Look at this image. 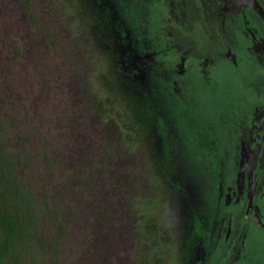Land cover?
I'll return each instance as SVG.
<instances>
[{"label": "flooded vegetation", "instance_id": "flooded-vegetation-1", "mask_svg": "<svg viewBox=\"0 0 264 264\" xmlns=\"http://www.w3.org/2000/svg\"><path fill=\"white\" fill-rule=\"evenodd\" d=\"M59 1L74 12L72 57L106 66L110 57L100 54L112 49L113 65L138 69L139 94L146 91L164 119L166 135L151 121V143L141 146L139 161L143 171L151 149L170 151V189L156 208L169 232L157 250L142 238L138 261L151 255L167 264H264V19L251 1ZM257 2L264 10V0ZM6 4L0 0V9ZM55 7L49 20L59 23L69 11ZM142 171L135 194L146 204L158 191L142 185L149 183ZM96 263L116 264L109 253Z\"/></svg>", "mask_w": 264, "mask_h": 264}, {"label": "trees", "instance_id": "trees-1", "mask_svg": "<svg viewBox=\"0 0 264 264\" xmlns=\"http://www.w3.org/2000/svg\"><path fill=\"white\" fill-rule=\"evenodd\" d=\"M8 3L1 10L14 17L11 37H19L14 22L22 21L36 40L28 46L19 38L16 49L0 42V264H98L107 253L116 264L126 254L133 260L129 264H167L151 255L138 261L136 255L142 238L155 250L160 240L166 242L169 230L156 208L163 209L170 189V151L151 149L147 168L137 171L149 181L142 185L152 183L158 192L144 193L146 204L135 194L140 184L125 149L131 152L136 145L142 152L141 146L151 143L152 124L166 135L158 108L146 91L139 94L138 69L122 67L119 60L113 65L110 49L100 54L111 63L102 67L94 87L80 70L65 64L72 53L62 44L74 36L69 19L42 25L44 8L34 0ZM79 16L84 23L86 17ZM40 34L50 41L53 55L62 54L68 66L63 71L31 66L38 60ZM29 54L35 58L31 64L26 62ZM24 61L33 73L36 69V81L32 75L21 82ZM11 71L16 84L7 80ZM47 71L54 75L52 82ZM160 155L163 163L158 162Z\"/></svg>", "mask_w": 264, "mask_h": 264}, {"label": "rangeland", "instance_id": "rangeland-1", "mask_svg": "<svg viewBox=\"0 0 264 264\" xmlns=\"http://www.w3.org/2000/svg\"><path fill=\"white\" fill-rule=\"evenodd\" d=\"M50 1L51 0H48V2H50ZM34 2H35L36 6L39 5V6H42L44 8V15L40 16L41 23H42V19H43L42 25H45L46 22L51 21V20H49V18L54 13L51 10L52 6H56L55 7V11L56 12L62 13L64 11H66V12L69 11L68 12L69 15H64V17H66L68 19L72 20V17L74 15V12L68 10L70 8V6H68V5L66 6V4H64V6H63L61 1H59V0H56L55 3H51V4L50 3L46 4L47 3L46 0H34ZM52 9H54V8H52ZM0 11H1L0 12V23L2 24L1 25V31H0V42H2L4 44H7L9 47H12V48L16 49V46H18L17 43H18L19 38L24 39L26 41V43H27L26 45H28V46L31 45V39L32 40H36V38H34L33 36H30L28 34V32H27V34H25V32L23 30V27L27 26V24L22 22V21L14 22L15 27H16L15 29L16 30L19 29V31H18L19 37L15 38V39L13 37H11L10 34H11V32H13V30H12V27H11L12 22H10V21H14V19H13L14 17H10L9 15H6L5 13L2 12L1 9H0ZM51 30H52V33L56 32L53 29H51ZM41 35H43V34H40V36ZM28 41H30L29 44H28ZM0 45L2 46L1 43H0ZM62 45L64 46V49H65V51L67 53L73 52V50H74L73 49V45H74L73 42L64 43ZM37 54H38V60H37L36 63H33V60L35 58H34V55H32V54L28 55V61H26V62H28L29 64L33 63V64H31V66L37 67V68L39 66L44 67V68H47V67L53 68L55 66L56 68H59L61 71H63V68H67L68 67L67 65H65V64L68 63L75 70H77V69L80 70L82 78L88 77V79L91 81V84L94 87H97V85L99 83L98 78H97L98 73L105 71V69L102 68V67H104L103 64H101L100 62H96V63L92 64L91 61L87 60V58H86V56H84V54H77V55L75 54L73 57L67 58V61L64 64L62 62L63 58L60 57L62 54L61 55H59V54L58 55H53L54 53H51V50L49 48H47L45 46V44H44V46L41 45V47L38 50ZM8 59H9V57H8ZM26 62L24 61L23 70H22L21 73H19L21 82H22V80H23V82L27 81L28 76L31 78L32 75H33L32 78L34 79V81H36V78H37V75H38L36 73V69H34V72L36 73V75H35V73H33L31 70H29L30 69V65H28ZM29 72H30V74H29ZM46 73L48 74V75L46 74V76H47L46 79H48L50 82H52V78L54 77V75L50 71H47ZM15 74L16 73H14L13 71L7 72V80H8L9 83L16 84ZM16 91L19 93V90H16ZM21 95H24V94L22 93ZM45 95H49V88H47ZM105 122H107V123L111 122L112 123L113 120L111 119V120H107ZM135 146L136 145L131 147V152H130V150L128 148H126L125 150L130 153L129 154L130 156H128L129 157L128 160H129V163H133L134 162L131 165L133 167L135 166V169H136V172H137V173L136 172L135 173H136V176L138 177V176L141 175L139 173V171H137V170L140 169V161H139L140 156L139 155H141V154H140L139 147L138 146L135 147ZM147 152H148V149L145 148L144 152L142 153V156L146 155ZM204 154L208 155L207 154V150H204ZM130 161H132V162H130ZM126 164L127 163H123L122 165H126ZM105 168H107L106 163H104V167H102V169L105 170ZM131 184H132V182L129 183V185H131ZM129 256H130V254L123 255V256L120 257V260H122V258H128ZM85 257H87V254H85ZM97 257L100 258L101 256L97 255L95 258H97ZM91 258L94 259V256L91 257ZM86 260H87V258H83V259H81V262L86 263Z\"/></svg>", "mask_w": 264, "mask_h": 264}, {"label": "water", "instance_id": "water-1", "mask_svg": "<svg viewBox=\"0 0 264 264\" xmlns=\"http://www.w3.org/2000/svg\"><path fill=\"white\" fill-rule=\"evenodd\" d=\"M250 6L251 9L255 10L257 13L261 15V17L264 19V10L263 8L258 4L257 0H250Z\"/></svg>", "mask_w": 264, "mask_h": 264}]
</instances>
